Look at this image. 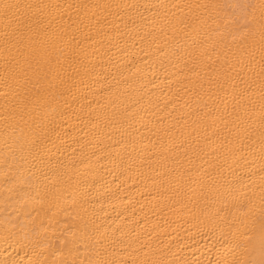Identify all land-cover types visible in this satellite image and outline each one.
Listing matches in <instances>:
<instances>
[{"label": "bare ground", "instance_id": "bare-ground-1", "mask_svg": "<svg viewBox=\"0 0 264 264\" xmlns=\"http://www.w3.org/2000/svg\"><path fill=\"white\" fill-rule=\"evenodd\" d=\"M0 264H264V0H0Z\"/></svg>", "mask_w": 264, "mask_h": 264}]
</instances>
